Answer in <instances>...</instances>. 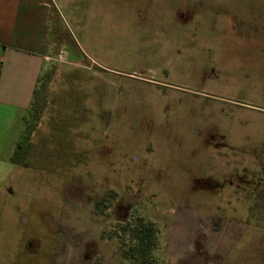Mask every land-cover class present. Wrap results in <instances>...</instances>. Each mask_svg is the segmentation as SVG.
<instances>
[{"label": "rangeland", "instance_id": "1", "mask_svg": "<svg viewBox=\"0 0 264 264\" xmlns=\"http://www.w3.org/2000/svg\"><path fill=\"white\" fill-rule=\"evenodd\" d=\"M49 4L54 49L39 88L44 102L36 113L30 106L21 148L0 166V250L16 247L10 263L133 264L128 234L103 217L88 231L87 207L70 216L71 185L66 198L45 187L86 146L93 155L71 170L96 171L82 178L92 192L135 200L129 216L154 221V264H264V202L253 204L258 194L243 184L264 177V0ZM222 4L237 18L235 30L215 12ZM202 17L201 28L184 24ZM223 30V38L188 40ZM33 206L50 207L57 219L63 211L61 228L83 234V246L46 231ZM32 229L38 246L26 253L16 245Z\"/></svg>", "mask_w": 264, "mask_h": 264}, {"label": "crops", "instance_id": "2", "mask_svg": "<svg viewBox=\"0 0 264 264\" xmlns=\"http://www.w3.org/2000/svg\"><path fill=\"white\" fill-rule=\"evenodd\" d=\"M49 8V0H0V166L2 158L11 161L48 70L54 49Z\"/></svg>", "mask_w": 264, "mask_h": 264}, {"label": "flooded vegetation", "instance_id": "3", "mask_svg": "<svg viewBox=\"0 0 264 264\" xmlns=\"http://www.w3.org/2000/svg\"><path fill=\"white\" fill-rule=\"evenodd\" d=\"M222 7L223 8H221V6H220L221 9H219V11H215V12H217V14L220 16V19L222 16L226 17L227 23L230 25V28L232 30H235L234 25L237 22V18L234 16V14H232L233 11H231L229 8H227L226 5L222 4ZM173 18H174L175 23H178L176 20L177 18L175 16H173ZM211 19H212L213 23L216 22L215 19H213V18H211ZM204 22H205V17L197 18L196 21H193V20L189 21V19L187 18L184 24L189 25V24L196 23V26L201 28L202 25L204 24ZM220 22H221V20H220ZM197 27H195V28H197ZM225 32L226 31H224V30L220 31L218 33H210V34L206 33V32H192V33H190V37L188 40H189V42H191L192 40H195L198 38L203 40V41L204 40L207 41V40L215 39V38H223V36H226V34H227V32L226 33ZM232 35L234 36V39H243V36H238L239 35L238 32H232ZM235 48H233L232 50L226 48L225 50L230 51L232 53V52L238 51V49L236 48L237 50H235ZM206 50H208V49H206ZM239 50H243V49H239ZM215 53H213V55L218 54V53H216V54ZM203 83H204V81H203ZM214 133L217 134L216 131ZM20 148H21V145L16 144L13 155L16 152H18L20 150ZM76 151L78 153L83 154L81 161H79L76 164H71V165L67 166L66 168H62L63 170H62V174H61V176H62L61 180L54 181L52 179L53 180L52 182H47L45 184V187L50 188L52 192L55 189L57 196H59L61 198L62 197L66 198L64 196V188H65L64 184H65V182H68V185H71V187L73 188L71 193H73L74 196L76 197L75 199L71 200V202L73 204H75L76 206L74 208H70V211H69L70 216L74 213L76 214V216L79 215L80 212L86 211L87 210L86 207H87L88 211H89V212L87 211V216H89V221L91 220V222L89 224L88 231L95 228L94 225L96 224V221H98V219L100 220V218H98V217H103L105 220L108 219L111 223L113 222L112 218L116 217L115 222L119 223V224L113 226L110 223V227L113 230H118V232L121 229L122 232L124 234H128V236H130L129 228L133 227L136 224L144 223L145 221L151 222L153 228L156 230V233H157V228H156V225H155L153 220L145 218V217H143V215H131V216H129L130 212L133 210V207L135 206V200L133 201L131 199L130 200L124 199L122 196H120L119 198H113L112 192L111 191L108 192L107 188H105L102 193H99V194L94 193V192H92L93 191L92 190V183H91L92 180H89V182H87L88 185L84 184L86 181H83L82 178L84 179L85 174L87 175L89 173V174L94 175L96 173V171H94L92 169L89 170V168H88L85 170V173L83 174L84 176L82 177V176H78L77 174H75L76 172L72 171L71 169L74 167L80 166V164L87 163V159H89L90 156L93 155V153H92L93 148L86 147V146H82V147L79 146ZM76 151L74 150L71 152L75 153ZM105 166L108 169V165L105 164ZM112 169H113V166H111V171H110V169H108L107 171L112 173ZM74 175H76L75 178L72 177ZM239 178H240V176H239ZM196 179L199 182L205 181V179H202V178H196ZM225 179H227V182L229 180H231L230 178H225ZM104 180H108V176H106L104 178ZM243 181H244L243 184H250V186L254 189V193L258 194L253 199L255 201V202H253V204H259V202H261V201L264 202V177L254 175V176H251V177H249ZM82 182H83V184H82ZM217 182L218 181H216V183ZM227 182H222V183L219 182L220 187L223 185H226V184H228L229 186H232L231 185L232 182H229V183H227ZM204 183H202V184L204 186H207ZM49 184L51 185V187ZM139 184H141V183H139ZM48 185H49V187H48ZM260 186H262V187H260ZM213 188L215 189L218 187H213ZM205 189L206 190H212V189H207V188H205ZM54 196H55V194H54ZM38 199L41 200V197L38 196ZM252 205L250 207H252ZM32 209L34 210V213H35L34 215L42 223L43 227L46 228V231L50 230V231L61 232V233H63V236L68 237L71 240L76 239V241H77L75 243L76 247L79 248L80 246H83L82 245L83 243H81V238H82L83 234L77 232L75 235L71 236L70 234L65 232V229L61 228L62 224L60 223V221L64 218L62 217L63 211L59 210L60 208L58 209L60 211V215H61V218H59V219L54 218L52 216L53 214L51 213L50 207L46 208L45 206H43V207L33 206ZM253 214H251V215L253 216ZM84 216H86V215H84ZM31 231H32V234L30 235V237H27L26 239H22V241H20V243H17V245H16V246L21 245V247H23L25 249L26 253H32L33 251H36L37 246H38V243H37V241L35 239V235H34V229H32ZM156 238H157V235H156ZM78 243H80V244H78ZM72 244L74 246V242ZM131 245H133V244H131ZM84 251L85 250L83 249V252ZM16 256H17L16 247H11V246H8L5 244H3L1 246L0 264H11L10 263L11 257L15 258ZM18 256H20V254H18ZM207 257H208V255H207ZM75 261H76V253H75Z\"/></svg>", "mask_w": 264, "mask_h": 264}, {"label": "trees", "instance_id": "4", "mask_svg": "<svg viewBox=\"0 0 264 264\" xmlns=\"http://www.w3.org/2000/svg\"><path fill=\"white\" fill-rule=\"evenodd\" d=\"M43 102V96L38 89L34 92V98L31 105L35 113ZM11 160H13V156L11 157ZM129 232L134 243L127 248L125 256L131 258L133 264H154L152 251L156 247L157 238L156 230L153 228L152 223L145 221L144 223L136 224L129 228Z\"/></svg>", "mask_w": 264, "mask_h": 264}]
</instances>
